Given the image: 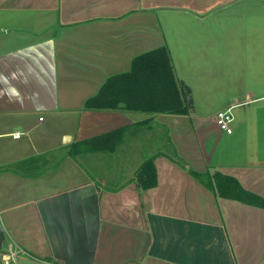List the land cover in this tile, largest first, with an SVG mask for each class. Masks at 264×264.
<instances>
[{"label": "crops", "instance_id": "1", "mask_svg": "<svg viewBox=\"0 0 264 264\" xmlns=\"http://www.w3.org/2000/svg\"><path fill=\"white\" fill-rule=\"evenodd\" d=\"M223 3L0 0V264L11 246L16 264H264V207L189 173L218 170L264 197V42L248 64L233 51L230 82L196 76L218 59ZM198 36L209 43L184 45L179 74L172 47ZM160 46L190 90L188 114L85 108L107 77ZM193 93L235 110L231 133L215 113L194 115ZM119 127L113 151L75 153ZM151 156L158 182L140 189L135 172Z\"/></svg>", "mask_w": 264, "mask_h": 264}, {"label": "trees", "instance_id": "2", "mask_svg": "<svg viewBox=\"0 0 264 264\" xmlns=\"http://www.w3.org/2000/svg\"><path fill=\"white\" fill-rule=\"evenodd\" d=\"M189 88L175 75L169 50L160 46L133 58L131 69L106 78L96 94L84 103L89 109H126L150 113L188 114L192 103L186 100ZM148 120V119H146ZM125 127H119L77 142L81 152L113 151L120 143ZM153 156L136 169L134 179L140 189L157 185V170ZM189 173L215 195L264 207V197L245 189L239 180L218 170Z\"/></svg>", "mask_w": 264, "mask_h": 264}, {"label": "rangeland", "instance_id": "3", "mask_svg": "<svg viewBox=\"0 0 264 264\" xmlns=\"http://www.w3.org/2000/svg\"><path fill=\"white\" fill-rule=\"evenodd\" d=\"M162 10V9H160ZM218 13L223 17V31L218 37V59L216 62L211 64V62L206 60V68L212 69V73L210 75H206L202 69L197 71V78L199 75L203 78H212L215 77L222 78V80H227L230 82L231 80V72H232V63L237 54H234V59L232 60L233 51L239 50L244 54V60L242 62H246L248 64V60L250 58H255V49L263 48L261 45L264 42V38L258 37L259 33L264 29V0H224V3L218 7ZM257 34L254 36V34ZM171 39V38H170ZM206 40L209 43V39L199 38L198 37H190L188 39H176V45L172 47L173 59L175 64L177 65V69L179 74L181 73L180 67L186 63L185 56V48L184 45L186 43H191V48H193L197 43L195 41H199L200 46H203ZM240 56L236 57V60L240 62ZM181 59V62L179 61ZM237 64V61H235ZM254 62H251V65ZM256 64V63H255ZM185 68H188L192 71H195L192 63H187ZM217 72V75H216ZM246 83L251 81L250 77H244ZM198 85H194V89H196ZM199 88V87H198ZM228 93H230V86H227ZM193 92V90H192ZM193 104H194V115H207L213 113L217 114L220 110H223L226 106V102L216 101L213 99L203 100L200 95L197 93H193ZM226 109V108H225ZM237 110V109H236ZM235 111V110H234ZM234 111L231 110L232 114ZM234 119V117H233ZM211 125V124H210ZM232 126V123H231ZM213 130V128H211ZM84 169V168H83ZM85 174L86 170L84 169ZM95 174V173H93Z\"/></svg>", "mask_w": 264, "mask_h": 264}, {"label": "built area", "instance_id": "4", "mask_svg": "<svg viewBox=\"0 0 264 264\" xmlns=\"http://www.w3.org/2000/svg\"><path fill=\"white\" fill-rule=\"evenodd\" d=\"M215 120L217 122V125L219 126L220 129L227 133L232 132V127L231 123L233 121V114L231 112V107L220 110L216 116ZM20 133L17 132L16 136H19ZM20 250L18 248H13L12 246L9 248L8 252H6L3 255V262L5 264H16L17 259H18V254Z\"/></svg>", "mask_w": 264, "mask_h": 264}]
</instances>
